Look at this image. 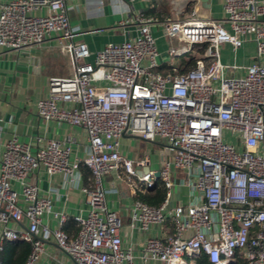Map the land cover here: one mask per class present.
I'll list each match as a JSON object with an SVG mask.
<instances>
[{"label":"built area","instance_id":"2783aa9c","mask_svg":"<svg viewBox=\"0 0 264 264\" xmlns=\"http://www.w3.org/2000/svg\"><path fill=\"white\" fill-rule=\"evenodd\" d=\"M77 1L10 0L1 5V48L45 50L56 35L71 72H43L50 89L37 100V109L45 119L83 128L88 144L86 157L72 161V136L38 139L35 152L17 137L0 142V250L4 240L29 241L26 264H40L46 241L54 239L74 264H182L201 254L211 264H233L238 256L248 264H264V0H223L222 19L160 20L131 4L120 24H135L137 33L97 51L76 39L79 31L69 12ZM159 24L178 43L169 46L168 63L176 69L177 57L196 55L195 67L182 73L157 71L160 52L152 29ZM250 41L256 46L255 61L242 75H226V68L241 66L221 60L222 44L236 51ZM125 135L161 139L171 155L164 157L161 169H151L148 156L122 153ZM82 163L92 172L90 186H80ZM40 167L64 174L69 187L80 186L86 195L87 214L73 217L75 236L65 229L69 214L54 210L50 194L31 181ZM142 167L147 170L138 174ZM176 170L186 172L182 182L195 192L188 205L172 204ZM113 172L134 178V192L159 178L164 181L165 200L156 206L135 199L129 225L149 231L171 223L173 234L148 236L139 252L124 245L123 220L108 206L103 182ZM48 213L57 219V228L44 225ZM25 220L18 229L9 226Z\"/></svg>","mask_w":264,"mask_h":264},{"label":"crops","instance_id":"0c3cea01","mask_svg":"<svg viewBox=\"0 0 264 264\" xmlns=\"http://www.w3.org/2000/svg\"><path fill=\"white\" fill-rule=\"evenodd\" d=\"M10 0H0L1 5ZM78 0L73 3L70 9V22L77 28L79 33L76 39L85 41L92 51L103 48L109 42H122L130 35L137 33L135 24L126 27L121 26V21L125 18V13L131 4L138 10H143L147 16L156 17L160 20L168 18L187 19L193 16L201 18L222 19L225 17L223 11V0ZM195 12V14H194ZM226 26H228L226 24ZM153 33L157 38V45L160 52L159 67L171 66L168 61L170 55L168 48L177 40H171L165 35L162 25L153 26ZM56 35H52L41 48H31L30 51H15L0 47V142L3 144L17 137L22 142L32 145L35 152L39 140L52 138L63 139L67 136L74 137V150L71 160L83 159L87 155V134L79 126L68 122L48 120L40 116L37 109V100L49 95V79L43 72L54 71L58 75H67L71 72L69 57L59 49ZM252 50L251 58L242 57L244 50ZM256 57V46L254 42H246L236 51L232 44L223 43L221 46V60L227 63H234L235 59H241L242 63L235 62L241 67L235 70L225 69L228 76H239L245 73L244 67L252 64ZM190 56H179L176 58L177 67L173 73H182L188 69V59ZM157 68V69H158ZM163 72H168L163 71ZM168 74V73H167ZM39 139V140H38ZM143 139L140 137L125 135L121 140V151L124 155L131 158L150 159V168L159 170L163 166L164 157L171 154L166 151L160 159L152 158L141 150ZM145 140V139H143ZM134 142L135 147L133 146ZM147 170L145 167L138 168V174ZM82 179L80 186H90L91 176L86 178L85 172L81 170ZM187 177L183 170H176L174 173V186L172 194V204L188 205L195 199L193 189L182 182ZM31 181L36 183L43 191L48 192L53 201L54 210H64L71 218L78 214L86 215L88 203L86 195L81 187H69L65 182L66 177L62 173H49L44 167H40L31 174ZM104 186L108 190L107 203L110 208L116 210L123 220L122 237L124 245L133 246L136 252L143 247L146 238L152 234L169 236L174 232V225H155L149 231L133 229L129 225V205L136 199L133 185L127 183L124 178H119L113 172L104 177ZM115 188L116 190H111ZM70 218V219H71ZM27 220L22 223L10 221L11 228H20L26 225ZM45 226L55 229L58 221L52 213L45 214L43 217ZM78 225V224H77ZM67 227V226H66ZM4 225L0 222V243ZM68 230V229H67ZM69 234L75 236L78 229L71 228ZM42 234V230L40 232ZM6 240L2 242L3 247ZM45 254L40 264H74V262L64 254L58 247L54 239L46 241ZM3 248L0 250V258ZM196 262L195 258L186 257V262ZM150 264H162L159 261H152Z\"/></svg>","mask_w":264,"mask_h":264},{"label":"trees","instance_id":"16d2710c","mask_svg":"<svg viewBox=\"0 0 264 264\" xmlns=\"http://www.w3.org/2000/svg\"><path fill=\"white\" fill-rule=\"evenodd\" d=\"M198 56L191 55L188 59V68L196 66V60ZM168 72H163L167 71ZM157 71L167 74L173 73L171 66L158 68ZM80 169L85 172L86 178L92 175L89 167L82 163ZM167 196V187L164 181L159 178L157 179L152 186L141 185L135 194L136 199L143 200L151 205H160ZM67 226V227H66ZM65 226V229L70 230L71 228L78 229L77 222L74 218H71L68 224ZM67 230V231H68ZM69 232V231H68ZM32 252V243L25 240H6L4 243L2 255H1V264H26V261ZM197 264H211L205 254H201L195 257ZM233 264H248L247 260L238 256L236 261Z\"/></svg>","mask_w":264,"mask_h":264},{"label":"rangeland","instance_id":"374dc122","mask_svg":"<svg viewBox=\"0 0 264 264\" xmlns=\"http://www.w3.org/2000/svg\"><path fill=\"white\" fill-rule=\"evenodd\" d=\"M175 45H177L178 43H173ZM252 50L250 49H246L244 50V53H241L242 57L244 58H248L250 57L251 58V55H252ZM234 60V63L236 62H239L242 63V58L238 61L237 59H233ZM137 145V142H134L133 146L135 147ZM139 144L141 143V150L142 151H145L147 155H150L152 156V158L155 159L158 158L160 159L161 156L165 153V145H164V142L161 140V139H156V140H143L141 139L139 142ZM123 178L125 179V181L127 183H129L130 185L133 183V180L134 178H129L126 174H123ZM182 264H192V261H189L187 263L183 262Z\"/></svg>","mask_w":264,"mask_h":264},{"label":"water","instance_id":"95a60500","mask_svg":"<svg viewBox=\"0 0 264 264\" xmlns=\"http://www.w3.org/2000/svg\"><path fill=\"white\" fill-rule=\"evenodd\" d=\"M158 175V174H157Z\"/></svg>","mask_w":264,"mask_h":264}]
</instances>
